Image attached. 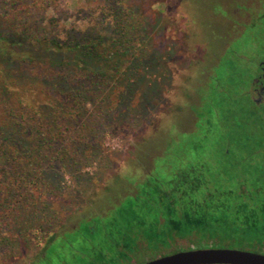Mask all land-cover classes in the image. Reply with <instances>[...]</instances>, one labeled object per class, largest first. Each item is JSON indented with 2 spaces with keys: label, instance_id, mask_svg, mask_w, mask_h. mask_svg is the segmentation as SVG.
<instances>
[{
  "label": "rangeland",
  "instance_id": "374dc122",
  "mask_svg": "<svg viewBox=\"0 0 264 264\" xmlns=\"http://www.w3.org/2000/svg\"><path fill=\"white\" fill-rule=\"evenodd\" d=\"M123 1L132 9L131 26L146 32L148 48L160 55V99L112 127L104 156L81 172L89 176H67L60 189H48L46 222H29L27 236L4 241L0 264H92L94 249H105L101 235L119 239L141 218L154 216L155 204L147 202L158 199L147 193L149 182L170 184L174 173L192 168L193 180L201 176L220 191L244 184L242 199L255 204L254 214L264 222V122L241 96L245 67L235 54L251 37L248 31L238 36L230 23L241 0ZM94 10V0H59L57 7L32 12L49 29L66 30L85 28ZM208 97L215 119L206 118ZM93 206L100 214L86 213ZM81 214L86 220H77ZM244 236L242 247L264 249V236L253 244ZM43 250L45 258L38 260Z\"/></svg>",
  "mask_w": 264,
  "mask_h": 264
},
{
  "label": "trees",
  "instance_id": "16d2710c",
  "mask_svg": "<svg viewBox=\"0 0 264 264\" xmlns=\"http://www.w3.org/2000/svg\"><path fill=\"white\" fill-rule=\"evenodd\" d=\"M58 3L0 1V250L4 241L27 236L29 222H46L48 189H60L67 176L90 175L81 172L104 156L112 127L160 99V55L148 48L146 32L131 26L123 0H94L85 28L49 29L32 10ZM205 102L206 118L215 119L217 108L209 97ZM185 184L202 185L188 176ZM148 194L173 201L203 192ZM225 198L232 195L213 197Z\"/></svg>",
  "mask_w": 264,
  "mask_h": 264
},
{
  "label": "flooded vegetation",
  "instance_id": "af4514ba",
  "mask_svg": "<svg viewBox=\"0 0 264 264\" xmlns=\"http://www.w3.org/2000/svg\"><path fill=\"white\" fill-rule=\"evenodd\" d=\"M240 4V10L231 11L230 23L238 36L248 31L251 37L242 51L235 52L245 67L240 92L251 107V114L264 122V0H241ZM230 154V150H227L226 155ZM243 161L244 158L239 162ZM149 173L145 176H149ZM176 173L170 184L147 185V193L152 189L169 188L195 191L199 187L204 199L147 202L155 204L154 216L141 218L135 227L122 233L119 239L112 232L101 235L105 249L102 246L94 249L98 256L92 259V264H146L181 253L217 250H236L264 256V249L257 245H241L245 234L250 236L249 239L252 237L247 241L251 244L264 236V222L261 223L262 219L255 216V204L241 197L242 193L247 192L244 184L239 186L238 191L234 187L220 191L221 185L212 186L201 176L193 180L194 173L190 171ZM187 176L202 185L185 184ZM225 192L232 195L231 200L213 199L214 196L223 197ZM100 212L93 206L86 213L96 216ZM85 217L81 214L77 220L84 221ZM76 227L73 224L68 231Z\"/></svg>",
  "mask_w": 264,
  "mask_h": 264
},
{
  "label": "water",
  "instance_id": "95a60500",
  "mask_svg": "<svg viewBox=\"0 0 264 264\" xmlns=\"http://www.w3.org/2000/svg\"><path fill=\"white\" fill-rule=\"evenodd\" d=\"M146 264H264V256L236 250L176 254Z\"/></svg>",
  "mask_w": 264,
  "mask_h": 264
}]
</instances>
